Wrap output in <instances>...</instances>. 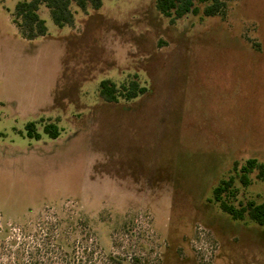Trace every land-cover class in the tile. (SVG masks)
Listing matches in <instances>:
<instances>
[{
  "label": "rangeland",
  "instance_id": "obj_1",
  "mask_svg": "<svg viewBox=\"0 0 264 264\" xmlns=\"http://www.w3.org/2000/svg\"><path fill=\"white\" fill-rule=\"evenodd\" d=\"M16 2L0 0V264L37 250L61 264L72 248L89 264H264V225L211 202L234 163L264 164V0L175 23L154 0H102L72 28L42 8L33 40ZM133 75L143 96L98 97ZM248 177L240 199L264 204Z\"/></svg>",
  "mask_w": 264,
  "mask_h": 264
},
{
  "label": "trees",
  "instance_id": "obj_2",
  "mask_svg": "<svg viewBox=\"0 0 264 264\" xmlns=\"http://www.w3.org/2000/svg\"><path fill=\"white\" fill-rule=\"evenodd\" d=\"M101 6L102 0H17L12 13V23L23 39L33 40L47 34L46 23L39 15L42 8L48 11L55 27L72 28L75 23L76 11L86 14L89 10L100 9ZM226 6L227 0H154L156 12L168 19L170 23H175L189 15L200 18L223 15ZM146 92L147 89L140 85L136 75L127 78L120 84H116L111 79H104L98 85V97L106 103H118L121 100L131 101L143 96ZM25 129L29 138L39 139L34 123H27ZM43 132L50 139H57L59 136L57 126L52 122L43 126ZM231 172L227 178L212 188L211 202L221 213L233 221H250L257 225H264V204H259L251 198L240 199L241 189L249 186L252 182L249 175L255 173V180L264 181V164L250 158L241 166L234 163ZM94 243L95 247L97 245L95 240ZM59 248L61 250V247ZM71 250L70 253H65L62 256L61 264H89L91 256L87 253L88 248L84 250V253L87 254L81 255L79 259L75 256V248ZM37 251L35 254H29L27 258H16L14 264L57 263L52 260L53 256H50V253L40 255ZM63 258L65 259L63 260ZM103 260L121 264L118 258L111 255H107Z\"/></svg>",
  "mask_w": 264,
  "mask_h": 264
}]
</instances>
